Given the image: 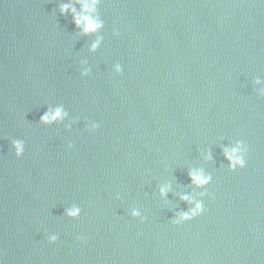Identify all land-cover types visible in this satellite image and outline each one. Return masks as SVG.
I'll list each match as a JSON object with an SVG mask.
<instances>
[{"label": "water", "instance_id": "1", "mask_svg": "<svg viewBox=\"0 0 264 264\" xmlns=\"http://www.w3.org/2000/svg\"><path fill=\"white\" fill-rule=\"evenodd\" d=\"M69 2L0 0V264H264V3L100 0L104 27L85 36ZM55 107L67 117L41 123ZM238 139L247 164L230 172ZM193 169L212 198L174 226L179 197L204 191Z\"/></svg>", "mask_w": 264, "mask_h": 264}, {"label": "clouds", "instance_id": "2", "mask_svg": "<svg viewBox=\"0 0 264 264\" xmlns=\"http://www.w3.org/2000/svg\"><path fill=\"white\" fill-rule=\"evenodd\" d=\"M264 3V0H261ZM100 0H70L69 3L61 4L59 11L61 15L66 13H71L73 17V23L77 29L80 30L82 35H91L99 32L103 27V21L96 14L97 5ZM76 5H79L80 11H77ZM113 35L119 36L120 32L113 28ZM102 37L97 36L94 42L91 43L90 51H96L100 46ZM113 72L119 76L123 72L122 65L116 63L113 65ZM90 69L85 68L81 73L82 76L88 75ZM254 85H262V81L257 77L253 81ZM256 95L259 97H264V86H261L258 90L254 88ZM68 113L64 111L62 107L49 108L45 111L41 117L40 121L43 124L51 125L53 123L62 122ZM100 127L99 123L96 121H89L85 125V130L89 133H94ZM12 147L14 149V155L16 158H21L25 153V141L21 139H13ZM74 147L73 144L69 143L67 148L71 150ZM224 158L228 161V170L234 172L237 169H243L247 164V153L248 146L243 140H236L234 145L231 147H225L222 149ZM206 159H211V152L208 153ZM189 179L191 183L200 189H204L199 193L200 198H193L187 194L181 195L179 199L186 203L188 207L186 209H180L173 213L170 219V223L174 226L182 225L188 221H191L205 212L204 198L208 197L211 199V195L206 191L207 186L212 182V176L206 174L203 170H190L188 172ZM170 190V186L165 184L160 187L159 194L162 198H166ZM119 199V196L117 197ZM64 215L70 219H77L81 215V208L72 204L65 208ZM129 215L133 219H138L141 223H144L147 219L142 215L138 208H131L129 210ZM59 237L56 233H46V240L49 244H55ZM87 237L85 235H77L76 240L80 243H85Z\"/></svg>", "mask_w": 264, "mask_h": 264}]
</instances>
